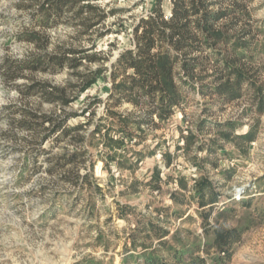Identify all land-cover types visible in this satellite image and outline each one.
<instances>
[{"label":"rangeland","instance_id":"374dc122","mask_svg":"<svg viewBox=\"0 0 264 264\" xmlns=\"http://www.w3.org/2000/svg\"><path fill=\"white\" fill-rule=\"evenodd\" d=\"M44 1L0 0V264H149L152 257L167 264H264V113L254 111L251 93L244 92L241 99L221 105L213 97L190 92L183 113L176 110L160 128L149 131L141 145L134 144L136 139L126 143L124 157L117 156L113 162L103 140L93 138L91 132L100 123L105 126L102 133L110 127L107 106L119 114L135 111L131 104L114 106V100L109 99L110 73L120 53L134 48L133 28L152 12L157 0H81L72 11L65 8L62 23L52 29L37 24L36 10ZM246 3L257 28L264 20V0ZM87 4L105 16L89 33L84 32L80 19L72 17ZM160 6L169 17L170 0H160ZM87 15L82 12L80 17ZM28 30L48 38L43 49L17 39ZM58 46L85 51L98 59L83 62L78 72L106 70L65 108L75 115L67 121L68 128L84 126L74 133L83 137V142L74 145L67 138L55 144L50 140L40 151H30L34 146L28 143L29 132L12 123L20 118L17 108L26 106L56 115L63 111L58 105L39 103L36 97L24 98L19 89L31 81L7 82L1 71L3 60L54 53ZM252 54L259 83L264 84V28L253 40ZM25 75L58 87L66 82L80 85L69 68L55 74ZM78 86L68 87L67 94L75 96ZM201 119L234 121V134L243 135L254 128L256 138L250 144L220 142L222 150L210 156L196 150L197 146L188 152L178 150L183 147L182 137L197 132L195 126ZM115 131L113 128L109 135L117 136ZM205 133L208 135L207 130L200 135L202 141L207 140V135L202 138ZM209 135L213 137L212 132ZM74 150L87 151L78 170L80 176L87 177L75 186L62 180L61 172H47L52 165L49 157ZM140 152L141 160L136 162L133 153ZM165 154L172 158L169 165ZM126 160V169H119L117 161ZM157 171L159 181L153 180ZM201 176L209 178L219 194L211 210L197 204L194 180ZM180 179L186 181L187 190L179 188ZM151 222L168 235L158 240L146 227ZM217 227L242 232L231 248L229 261L213 247Z\"/></svg>","mask_w":264,"mask_h":264},{"label":"trees","instance_id":"16d2710c","mask_svg":"<svg viewBox=\"0 0 264 264\" xmlns=\"http://www.w3.org/2000/svg\"><path fill=\"white\" fill-rule=\"evenodd\" d=\"M81 0H46L36 10L37 24L43 29L57 27L63 21L65 8L68 11L80 3ZM171 13L166 17L161 9L160 0L155 3L152 12L147 17L140 18L133 28V49H126L112 64L110 73L112 90L109 96L114 100V106L128 103L135 109L125 114L116 113L107 106V118H112L110 127L104 133L105 126L100 123L91 132L93 138L100 137L105 149L111 154V160L117 156L124 157L126 143L138 140L134 144L141 145L146 135L152 129L160 128V123L168 120L176 110L184 111L186 99L190 92H197L202 97H213L221 105L229 104L241 99L244 92L251 93L250 104L254 111L264 113V84L259 83V70L253 66L252 43L258 32L264 28V20L257 28L251 22V10L246 0H170ZM99 9L92 5H85L73 13L72 17L80 19L84 32L89 33L104 19L99 15ZM87 12V17L81 18V13ZM101 36V35H100ZM19 41L32 43L43 49L48 38L38 32L28 30L18 35ZM45 42V43H44ZM56 52L46 54H31L20 60L4 59L2 73L7 82H14L25 78L31 82L23 85L19 92L24 98L36 97L39 103H49L60 106L62 115L54 112L39 113L26 106L17 108L20 118L14 120L13 126L29 132L31 138L28 143L34 146L30 151H40L43 144L53 141L55 144L73 140L79 145L84 138L74 133L84 129L83 125L68 128L67 121L74 117L65 108L76 100L78 94L92 87L103 77L106 69L90 72H78L83 62H95L96 57L88 56L85 51L55 48ZM65 68L73 70L79 79L77 83L66 82L64 87L53 86L47 82L33 80L25 73H58ZM119 71L120 73H116ZM259 83V84H258ZM77 88L75 96H69L67 89ZM38 105V104H37ZM206 127L208 129H206ZM236 122L227 120L223 123L209 122L201 119L195 126V131L183 138V147L178 150L189 151L192 147L207 156L222 150L220 142L238 141L250 144L256 138L254 128L243 135L234 134ZM115 128L116 135L111 137L110 130ZM208 136L202 141L200 135ZM213 133V137L209 133ZM27 140V139H26ZM45 152V150H43ZM87 151L74 150L65 152L57 157H49L47 161L49 174L61 172V179L74 184L87 174L80 176L79 163ZM141 160V152L133 153ZM166 164L172 158L164 155ZM126 160L117 161L119 169H126ZM130 164V163H129ZM200 168L199 166H197ZM130 169L133 164L129 165ZM153 180L159 181V171L153 175ZM194 190L197 204L200 208L212 209L218 202V192L212 181L201 176L194 180ZM179 188L187 190V183L179 180ZM175 201L174 195H171ZM209 210V212H210ZM209 212L205 215L209 216ZM148 231L157 234L158 240L165 238L168 233L153 222L146 225ZM143 225V228H146ZM147 231V230H146ZM147 231V232H148ZM241 231L224 227L214 228L213 247L220 249L225 260L232 257L231 248L239 242ZM162 241H159V244ZM165 244V243H161ZM175 258L179 260L178 254ZM199 260V259H198ZM201 262V260H199ZM149 264H167L165 260L152 257ZM194 264V262L187 263Z\"/></svg>","mask_w":264,"mask_h":264}]
</instances>
